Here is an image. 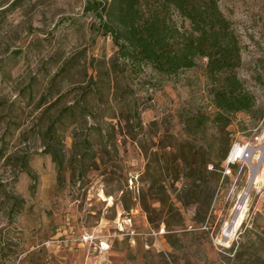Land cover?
I'll use <instances>...</instances> for the list:
<instances>
[{"label": "rangeland", "instance_id": "rangeland-1", "mask_svg": "<svg viewBox=\"0 0 264 264\" xmlns=\"http://www.w3.org/2000/svg\"><path fill=\"white\" fill-rule=\"evenodd\" d=\"M85 2L0 0V264H264V155L253 176L230 154L264 144V0H217L253 98L223 129L210 121L205 58L170 76L132 70ZM82 97L89 113L69 124L62 109ZM185 146L211 157L228 146L197 217L191 197L177 200Z\"/></svg>", "mask_w": 264, "mask_h": 264}, {"label": "trees", "instance_id": "trees-1", "mask_svg": "<svg viewBox=\"0 0 264 264\" xmlns=\"http://www.w3.org/2000/svg\"><path fill=\"white\" fill-rule=\"evenodd\" d=\"M83 9L93 12L101 34L110 36L116 54L132 70L148 64L157 73L170 76L193 67L197 58H205L203 70L209 81L213 106L210 121L217 127L225 128L232 114L251 110L253 98L235 74L240 57L238 40L217 0H86ZM173 13L185 20L187 27L176 26L171 19ZM67 65L69 69V59L68 64L67 60L62 62L58 71ZM84 101L82 97L63 107L61 116H68L69 124L84 118L89 113ZM132 118L138 120L135 110ZM199 119L201 125L206 117L200 114ZM55 122L57 119L53 118L46 126L48 139L54 138ZM46 146L59 171L62 160L56 147L50 142ZM227 149L228 146L217 147L211 157L203 149L179 148L176 156L181 166L179 172L187 183L177 194V200L185 204L184 197H191L195 217L208 206L212 192L210 181L217 179L215 172ZM208 163L211 167L206 170ZM197 180H200L198 186L194 185ZM156 201L164 205L160 198Z\"/></svg>", "mask_w": 264, "mask_h": 264}, {"label": "bare ground", "instance_id": "bare-ground-1", "mask_svg": "<svg viewBox=\"0 0 264 264\" xmlns=\"http://www.w3.org/2000/svg\"><path fill=\"white\" fill-rule=\"evenodd\" d=\"M230 154L232 158L239 159L243 161L244 163L248 164L250 166L252 175L254 176L257 170V166H255L253 162L254 160L260 162L261 158L264 155V144L257 148L249 144H246L243 146L235 145L233 149L231 150ZM230 154H229V159H231ZM253 176L251 177L252 180H253Z\"/></svg>", "mask_w": 264, "mask_h": 264}, {"label": "water", "instance_id": "water-1", "mask_svg": "<svg viewBox=\"0 0 264 264\" xmlns=\"http://www.w3.org/2000/svg\"><path fill=\"white\" fill-rule=\"evenodd\" d=\"M251 182H252V178L250 177L249 180H248V182H247V184H246V186H245L244 193H245V191L247 190V188H248V186L250 185ZM231 223H232V220L230 221L229 224H227V225L224 227V230H225V231H229V230H230V224H231Z\"/></svg>", "mask_w": 264, "mask_h": 264}, {"label": "built area", "instance_id": "built-area-1", "mask_svg": "<svg viewBox=\"0 0 264 264\" xmlns=\"http://www.w3.org/2000/svg\"><path fill=\"white\" fill-rule=\"evenodd\" d=\"M228 157H229V155H228ZM99 246H100V247H103V246H104V243H103V242H100V243H99Z\"/></svg>", "mask_w": 264, "mask_h": 264}]
</instances>
